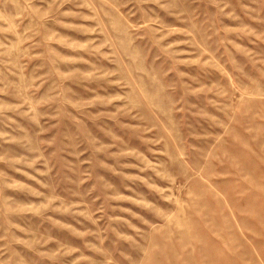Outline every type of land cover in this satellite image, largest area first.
Instances as JSON below:
<instances>
[{"label":"rangeland","instance_id":"374dc122","mask_svg":"<svg viewBox=\"0 0 264 264\" xmlns=\"http://www.w3.org/2000/svg\"><path fill=\"white\" fill-rule=\"evenodd\" d=\"M0 264H264V0H0Z\"/></svg>","mask_w":264,"mask_h":264}]
</instances>
